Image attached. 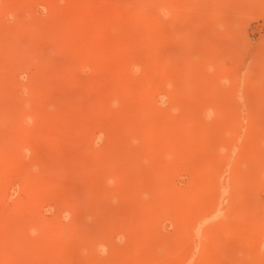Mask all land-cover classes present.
<instances>
[{
  "label": "rangeland",
  "instance_id": "obj_1",
  "mask_svg": "<svg viewBox=\"0 0 264 264\" xmlns=\"http://www.w3.org/2000/svg\"><path fill=\"white\" fill-rule=\"evenodd\" d=\"M262 107L264 0H0V264H264V178L212 202Z\"/></svg>",
  "mask_w": 264,
  "mask_h": 264
},
{
  "label": "bare ground",
  "instance_id": "obj_2",
  "mask_svg": "<svg viewBox=\"0 0 264 264\" xmlns=\"http://www.w3.org/2000/svg\"><path fill=\"white\" fill-rule=\"evenodd\" d=\"M157 6H159L158 4H156ZM160 7V6H159ZM107 9V8H106ZM95 11V10H94ZM103 11H104V9H103ZM118 11H120V10H118ZM105 17V16H104ZM151 17V16H150ZM153 18V17H152ZM118 19V18H117ZM115 21V20H114ZM107 23H108V21H106ZM129 23V22H128ZM127 23V24H128ZM125 24H126V21H125ZM138 25V24H137ZM131 27V26H130ZM136 27V26H135ZM118 28V27H117ZM128 28V27H127ZM146 28V27H145ZM131 32V30H128V32ZM47 32V31H46ZM138 32H139V30H138ZM45 33V32H44ZM134 34V33H133ZM152 34V33H151ZM127 35V34H126ZM74 36V35H73ZM129 36V35H128ZM148 36V35H147ZM125 37V36H124ZM142 37V36H141ZM129 38H131V36H129ZM12 39V38H11ZM133 39V38H132ZM139 39H140V37H139ZM125 40V41H124ZM134 40V39H133ZM123 41L124 42H126V39H123ZM130 41V40H129ZM146 41H147V39H146ZM10 42V41H9ZM141 42H142V39H141ZM145 42V41H144ZM108 43V42H107ZM120 43V42H119ZM115 44V43H114ZM125 44V43H124ZM127 44H129V43H127ZM133 44V43H132ZM131 44V45H132ZM143 44V43H142ZM146 44V43H145ZM121 45V44H120ZM122 46V45H121ZM128 49V48H127ZM126 49V50H127ZM141 49V48H140ZM119 50V49H118ZM122 50V49H121ZM120 50V51H121ZM122 51H124V50H122ZM113 54V53H112ZM117 55H118V52H117ZM142 57V56H141ZM124 59H126V58H124ZM134 59V58H133ZM112 60V59H111ZM122 60V59H121ZM89 61V60H88ZM119 63V62H118ZM127 64V63H126ZM137 65V64H136ZM119 66V65H118ZM161 71H162V69H161ZM117 72H118V70H117ZM115 74H116V72H115ZM114 75V74H113ZM120 75H121V73H120ZM246 77V76H245ZM248 79H249V77H247ZM246 80V79H245ZM251 80V79H250ZM254 81V80H253ZM256 82V81H255ZM258 82V81H257ZM259 82H260V80H259ZM64 87V86H63ZM256 88V87H255ZM253 89V88H252ZM60 90V89H59ZM246 90V89H245ZM256 90V89H255ZM233 91V90H232ZM262 91V90H261ZM247 92V91H246ZM66 94V93H65ZM254 95V94H253ZM261 96V95H260ZM6 97V96H5ZM248 108H251V106L250 107H248ZM262 108H264V107H262ZM102 109H103V107H102ZM237 109V108H236ZM101 110V109H100ZM154 110V109H153ZM243 111V110H242ZM254 111V110H253ZM154 113V112H153ZM249 113H251V112H249ZM100 114V113H99ZM253 114V113H252ZM155 115V114H154ZM156 115H157V112H156ZM161 115V114H160ZM160 115H158V116H160ZM167 115V114H166ZM157 116V117H158ZM163 116V115H162ZM241 116V115H240ZM250 117V116H249ZM108 118V117H107ZM252 119H253V117H251ZM159 119H162V118H159ZM252 119H250V120H252ZM249 120V119H248ZM255 120V119H254ZM163 121V120H162ZM253 121V120H252ZM251 121V123L250 122H248V124H247V127L248 128H253L252 130H254V131H256L255 129H257V131H258V135H256V136H251L252 135V133H251V131H250V133H251V135H250V133L249 134H247V133H244V134H246V136H242V138L244 137V140H243V142L241 141V145H240V149H238V150H240V151H238L239 152V154L238 155H241V154H243V155H246V157L248 156V157H264V126H259V125H257L256 124V122L255 121H253L252 122ZM255 122V123H254ZM233 123V122H232ZM259 123V122H258ZM262 124H264V123H262ZM240 124L238 123L237 124V122L236 123H233L231 126V128H232V130H233V132L234 131H237V129L239 128L238 126H239ZM168 126V125H167ZM204 127V126H203ZM220 127H221V125H220ZM259 127V128H258ZM162 128V127H161ZM160 128V129H161ZM163 128H165V127H163ZM215 128H216V126H215ZM219 128V127H218ZM180 129V128H179ZM200 129V128H199ZM240 129V128H239ZM218 130V129H217ZM159 134H160V132H159ZM163 134V133H162ZM213 134V133H212ZM161 135V134H160ZM208 135V134H207ZM214 136H215V134H214ZM230 136H231V134H230ZM204 137V136H203ZM202 137V138H203ZM208 137V136H207ZM221 137V136H220ZM219 137V138H220ZM218 137H217V139H219ZM235 138V137H234ZM176 139V138H175ZM191 139H193V138H191ZM190 139V140H191ZM213 139V138H212ZM224 139V138H223ZM161 140V139H160ZM160 140H156V142L158 141H160ZM194 140V139H193ZM221 140V139H220ZM177 141V140H176ZM223 141V140H222ZM222 141H220V144L222 143ZM230 141V140H229ZM157 142V143H158ZM160 142H162V141H160ZM159 142V143H160ZM173 142H175V141H173ZM180 142V141H179ZM217 142V141H216ZM231 142V141H230ZM170 144V143H169ZM236 144H237V142H236ZM159 145V144H158ZM164 145H166V144H164ZM163 145V146H164ZM168 145V144H167ZM167 145L165 146V147H167ZM169 146V145H168ZM214 146V145H213ZM170 147H171V145H170ZM154 148V147H153ZM201 148V147H200ZM200 148H199V150H200ZM206 148V147H205ZM167 149H169V148H167ZM231 149V151L232 150H234V148L232 147V148H230ZM142 151V150H141ZM185 151V150H184ZM188 151V150H187ZM194 151V150H193ZM212 151V150H211ZM213 151H214V149H213ZM202 152V151H201ZM200 152V153H201ZM237 151H235V153H236ZM237 152V153H238ZM139 154V153H138ZM144 154V153H143ZM164 154H165V151H164ZM214 154V153H213ZM216 154H217V152H216ZM140 155V154H139ZM210 155V154H209ZM127 156V155H126ZM125 156V157H126ZM142 156V155H141ZM194 156H196V155H194ZM134 157V156H133ZM208 157V156H207ZM211 157V156H210ZM196 158V163H198V164H200V162H201V155H197V157H195ZM210 160H211V158H209ZM131 160H132V158H131ZM133 161V160H132ZM209 161V160H208ZM213 162V161H212ZM229 162V161H228ZM202 163V162H201ZM216 163V162H215ZM233 164L232 165H230V177H229V179L227 180V181H225V182H222V183H216V184H214V187H215V192H216V194H217V196L213 199V201L212 202H215V204L218 206V204L219 203H221V200H222V197H223V195L227 192V191H229V190H233L237 185H238V181H241L242 179H248V183H247V191H250L251 192V190H254L255 188H257V187H259L258 185H259V182L261 181V179L262 178H264V164H262V168H260L259 170H256V171H246V170H244L243 168H242V165H241V163L239 164V163H234V161L232 162ZM230 164V163H229ZM203 165V164H202ZM211 166H212V164H211ZM214 167H215V164L213 165ZM250 166V165H249ZM251 167H252V165H251ZM212 168V167H211ZM216 168V167H215ZM249 168V167H248ZM254 168V167H253ZM130 169V168H129ZM213 169V168H212ZM250 169V168H249ZM120 171V170H119ZM130 172H131V169L129 170ZM153 171V170H152ZM158 171H159V168H158ZM209 171V168H208V170H207V172ZM229 171V170H228ZM112 172V171H111ZM118 172V171H117ZM121 172V171H120ZM119 172V173H120ZM120 175H121V173H120ZM207 175V174H206ZM24 176V175H23ZM112 176V174L109 176V177H107L106 178V180H108V183H107V185L106 186H110L109 184H110V177ZM200 176H201V174H200ZM116 177H119V176H116ZM146 177V176H145ZM121 179H122V177H120ZM117 180V179H116ZM123 180V179H122ZM155 180V179H154ZM219 182V181H218ZM204 183V182H203ZM105 184V183H104ZM80 188H78V189H76L75 190V192L77 191L78 192V190H79ZM71 190H72V188H71ZM70 190V191H71ZM244 190H245V188H244ZM246 191V190H245ZM65 192V191H64ZM74 192V193H75ZM76 192V193H77ZM73 193V192H72ZM79 193V192H78ZM193 194V193H192ZM251 194V193H250ZM72 194H70L68 197H70ZM76 196H78L77 194H75ZM80 196H82L81 194H79ZM88 195V194H87ZM196 195V194H195ZM198 195V194H197ZM183 196H185V194L183 195ZM188 196V195H187ZM189 196H190V193H189ZM188 196V197H189ZM193 196H194V194H193ZM192 196V197H193ZM241 196V195H240ZM84 197H86V195L84 196ZM83 197V198H84ZM187 197V198H188ZM191 197V196H190ZM198 197H199V195H198ZM80 198V197H79ZM196 198V197H195ZM210 198V197H209ZM64 199V198H63ZM66 199V201L65 202H63V204L67 207V208H70L71 210L73 209V210H76L78 207H80L79 205V203H78V201H74V199L73 198H71L70 200L68 199L67 200V198H65ZM78 199V197H76V200ZM192 199V198H191ZM201 199H203L202 197H201ZM248 199V198H247ZM182 200V199H181ZM194 200H196V199H194ZM209 200V199H208ZM83 201V200H82ZM81 202V201H80ZM174 202V201H173ZM200 202V201H199ZM210 202H211V200H210ZM223 202V201H222ZM84 203V202H83ZM202 204V203H201ZM205 204V203H204ZM222 204V203H221ZM63 205V206H64ZM214 205V204H213ZM207 206V205H206ZM212 206V205H211ZM199 207H201V206H199ZM198 207V208H199ZM244 207V206H243ZM66 208V209H67ZM83 207L81 206V209H82ZM208 208V207H207ZM92 209V208H91ZM128 209V208H127ZM162 209V208H161ZM72 210V211H73ZM244 210V209H243ZM130 211V210H129ZM198 211V210H197ZM218 211H219V208H218ZM245 211V210H244ZM162 212V211H161ZM239 213V212H238ZM93 214H94V212H93ZM128 214V213H127ZM220 214V213H219ZM240 214V213H239ZM98 215V214H97ZM196 215V214H195ZM225 215V214H224ZM229 215L230 214H228V217H229ZM249 218V223L252 225V224H255V218H252V216L251 215H249V214H246ZM197 217H195L196 219H194V222H192V220H191V223H192V226H191V229L194 231V232H201L202 230H205L206 228H209L210 226H215V224L218 222V220L217 219H221L222 221V227H221V225H217L218 227H217V229H218V233H219V235H218V237H219V241H221L222 243H224V242H226V236H228L227 234L229 233V232H231L232 231V228L230 227V223H229V221L230 220H223L222 218H220V216L217 214V212H216V210L215 209H206V208H201V210L199 211V213H198V215H196ZM226 217H227V215H225ZM240 216V215H239ZM123 218H124V216H123ZM236 218H238V217H236ZM244 218H246V217H244ZM129 219V218H128ZM146 220V219H145ZM232 220V219H231ZM237 220V219H236ZM246 220V219H245ZM32 221V220H31ZM129 221V220H128ZM233 221V220H232ZM35 222H37V221H35ZM135 222V221H134ZM38 223V222H37ZM115 223V222H114ZM120 224H121V222H120ZM119 224V225H120ZM150 224H151V222H150ZM189 224H190V222H189ZM124 225H126V224H124ZM35 226V225H34ZM45 226V225H44ZM48 226V225H47ZM123 226V225H122ZM147 226V225H146ZM234 226V225H233ZM33 227V226H32ZM187 227H189V225H187L186 226V228ZM221 227V228H220ZM59 228V227H58ZM109 228V227H108ZM110 229V228H109ZM188 229V228H187ZM189 229H190V227H189ZM188 229V230H189ZM190 229V230H191ZM210 229H211V227H210ZM209 229V230H210ZM44 230H45V228H44ZM51 230V229H50ZM66 230V229H65ZM88 230H90V229H88ZM104 230V229H103ZM127 230V229H126ZM154 230V229H153ZM180 230H181V228H180ZM56 231H57V229H56ZM91 231V230H90ZM105 231V230H104ZM121 232H122V230H120ZM192 231V232H193ZM207 231V230H206ZM214 231H215V229H214ZM93 232V231H92ZM110 232V231H109ZM142 232V231H141ZM212 232V231H211ZM95 233V232H94ZM104 232H102L101 234H103ZM154 233V232H153ZM207 233V232H206ZM232 233V232H231ZM91 234V233H90ZM105 234V233H104ZM122 234V233H121ZM215 234H216V236H217V232H215ZM262 234H264V231H262ZM261 234V237H262V239H264V235H262ZM83 235H84V233H83ZM100 235V234H99ZM109 235V234H108ZM197 235V234H196ZM134 236V235H133ZM157 238H158V236H156ZM106 238V237H105ZM139 238V237H138ZM63 239V238H62ZM260 240H261V238L259 237H256L255 239L253 238V237H249V236H247L246 234H242V233H238L237 234V243H238V245L240 246V251H241V249H245V247H248L249 245H251V246H254V248H256L257 250L259 249V247H260ZM100 241V240H99ZM206 241V240H205ZM103 242V241H102ZM106 242V241H105ZM209 242V241H208ZM213 243H214V241H212ZM107 243V242H106ZM143 243H144V241H143ZM201 243V242H200ZM221 243V244H222ZM205 243H203V245H202V243H201V247L203 248V246H205L204 245ZM218 244V243H217ZM51 245V244H50ZM55 245V244H54ZM67 245V244H66ZM133 245V244H132ZM208 245V244H207ZM220 245V244H219ZM234 245V244H233ZM70 246H71V244H70ZM160 246V245H159ZM214 246V245H213ZM226 246V245H225ZM58 247V246H57ZM65 247V246H64ZM206 247V246H205ZM207 248V247H206ZM251 248V247H250ZM218 249V248H217ZM50 250V249H49ZM55 250V249H54ZM60 250V249H59ZM92 250V249H91ZM126 250H129V248L127 247V249ZM176 250V249H175ZM174 250V252H176ZM205 250V249H204ZM94 251V250H93ZM93 251H92V253H93ZM117 251V250H116ZM115 251V252H116ZM125 250H123V252H124ZM240 251H237V253H235L234 254V257L232 258V260L234 261V260H236L237 258H239V260H240V257H238L239 255H240ZM114 252V255L116 254ZM126 252H128V251H126ZM166 252L168 253V251L166 250ZM171 252V251H170ZM173 252V251H172ZM204 252V251H203ZM203 252H201L200 251V253H203ZM53 253V252H52ZM92 253H88V255L89 254H92ZM98 253V252H97ZM129 253V252H128ZM205 253V252H204ZM242 253V252H241ZM262 253H264V252H262ZM127 254V253H126ZM134 254V253H133ZM133 254H132V250H131V252H130V255H128L127 254V256L128 257H130V256H132L133 257ZM181 254H182V252H181ZM185 254V253H184ZM184 254H182V255H184ZM188 254V253H187ZM210 254V253H209ZM66 255V254H65ZM124 254H122V250H121V255H119V257L120 256H123ZM135 255V254H134ZM145 255H146V253H145ZM170 256H171V253L169 254ZM168 255V256H169ZM189 255V254H188ZM197 255V254H196ZM201 255V254H200ZM203 255V254H202ZM202 255H201V257H202ZM215 255V254H214ZM242 255V254H241ZM63 256V255H62ZM127 256H126V261L128 260V258H127ZM136 256V255H135ZM166 257V259H168V258H171L170 260H172V256L170 257ZM209 256V255H208ZM208 256H206V259H207V257ZM125 257V256H124ZM123 257V258H124ZM183 257V256H182ZM189 257V256H188ZM242 257V256H241ZM131 258V257H130ZM129 258V259H130ZM227 258V257H226ZM116 259V258H115ZM152 259V258H151ZM165 259V260H166ZM173 259H175V256H174V258ZM205 259V260H206ZM230 259H231V257H230ZM229 259V260H230ZM122 260V259H121ZM121 260H118L117 259V261H116V263H115V260H114V263L115 264H118V261H119V263L121 264L122 262V264H124V263H126V261L125 260H123V261H121ZM153 260V259H152ZM218 260V259H217ZM211 261H213V259H211ZM242 261V260H241ZM129 262V261H128ZM133 262V261H132ZM221 262H225V263H227L225 260L223 261H221ZM111 263H113V262H111ZM113 263V264H114ZM169 263H170V261H169ZM168 263V264H169ZM205 263H206V261H205ZM208 263V262H207ZM218 263V262H217ZM164 264H167V263H165L164 262ZM171 264V263H170ZM173 264H174V262H173ZM229 264V263H228ZM231 264H233V263H231ZM235 264V263H234ZM236 264H238L237 262H236Z\"/></svg>",
  "mask_w": 264,
  "mask_h": 264
}]
</instances>
